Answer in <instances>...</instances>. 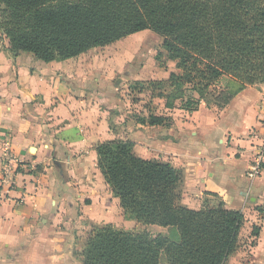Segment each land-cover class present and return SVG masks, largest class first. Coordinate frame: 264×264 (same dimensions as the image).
I'll use <instances>...</instances> for the list:
<instances>
[{
  "label": "crops",
  "instance_id": "0c3cea01",
  "mask_svg": "<svg viewBox=\"0 0 264 264\" xmlns=\"http://www.w3.org/2000/svg\"><path fill=\"white\" fill-rule=\"evenodd\" d=\"M95 64L86 53L50 62L12 56L0 42V264H81L90 228L122 229L128 219L96 153L116 137L131 140L138 156L181 171L182 205L198 209L211 198L206 193H216L242 212L240 246L227 264H264V167L246 175L264 134V86L246 85L223 108H164L169 126L119 122L111 112L123 117L127 103ZM239 251H249L248 259Z\"/></svg>",
  "mask_w": 264,
  "mask_h": 264
},
{
  "label": "trees",
  "instance_id": "16d2710c",
  "mask_svg": "<svg viewBox=\"0 0 264 264\" xmlns=\"http://www.w3.org/2000/svg\"><path fill=\"white\" fill-rule=\"evenodd\" d=\"M143 30L161 37L158 68L170 62L174 69L129 84L130 93L147 89L164 108L194 111L201 102L223 108L246 85L264 86V0H0V34L12 56L61 61ZM135 120L172 122L150 110ZM96 153L122 215L167 233L93 226L81 264H227L240 246L242 212L226 208L216 193H206L211 198L198 209L182 205L181 171L138 156L129 139L100 142ZM258 233L253 225L251 235Z\"/></svg>",
  "mask_w": 264,
  "mask_h": 264
},
{
  "label": "rangeland",
  "instance_id": "374dc122",
  "mask_svg": "<svg viewBox=\"0 0 264 264\" xmlns=\"http://www.w3.org/2000/svg\"><path fill=\"white\" fill-rule=\"evenodd\" d=\"M2 41H5V38L0 34V42ZM160 45V36L150 30H143L121 38L108 46L94 48L86 52L88 57L96 61L95 71L103 77H109L107 84L109 89L117 93L121 100L127 103L122 108L123 117H120L115 109L111 112L112 117L114 114L118 115L117 120L119 122L130 123L131 119H135L137 115L147 114L149 110L154 113L164 111L163 100L150 98L147 89L142 92L136 90L137 92L131 93L128 90L129 84L138 82L137 86H141L140 83L145 82L146 79H162L174 69L170 62L166 64L165 69L158 68L155 56L160 50ZM132 98L135 99L132 100ZM121 228L145 229L152 234L167 233L166 228L157 225H143L130 219L124 221ZM239 254L240 260H246L249 257V251H239Z\"/></svg>",
  "mask_w": 264,
  "mask_h": 264
},
{
  "label": "built area",
  "instance_id": "2783aa9c",
  "mask_svg": "<svg viewBox=\"0 0 264 264\" xmlns=\"http://www.w3.org/2000/svg\"><path fill=\"white\" fill-rule=\"evenodd\" d=\"M262 122L264 125V115L262 118ZM261 140L262 143L255 153L253 163L248 167V170L246 172V175L249 179L256 177L260 170L264 167V134L262 135ZM2 149L3 156L7 158L10 152V142L7 139H4L2 141Z\"/></svg>",
  "mask_w": 264,
  "mask_h": 264
}]
</instances>
